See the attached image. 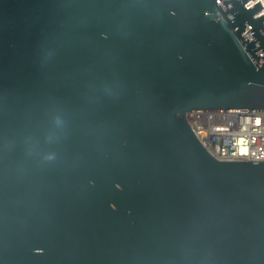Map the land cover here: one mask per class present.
I'll list each match as a JSON object with an SVG mask.
<instances>
[{
	"label": "water",
	"instance_id": "1",
	"mask_svg": "<svg viewBox=\"0 0 264 264\" xmlns=\"http://www.w3.org/2000/svg\"><path fill=\"white\" fill-rule=\"evenodd\" d=\"M198 112L264 113V0H0V264H264Z\"/></svg>",
	"mask_w": 264,
	"mask_h": 264
},
{
	"label": "built area",
	"instance_id": "2",
	"mask_svg": "<svg viewBox=\"0 0 264 264\" xmlns=\"http://www.w3.org/2000/svg\"><path fill=\"white\" fill-rule=\"evenodd\" d=\"M189 124L217 159L264 161V113H190Z\"/></svg>",
	"mask_w": 264,
	"mask_h": 264
}]
</instances>
